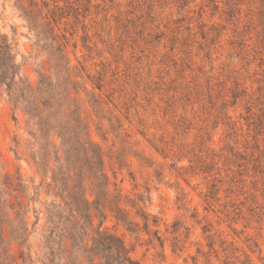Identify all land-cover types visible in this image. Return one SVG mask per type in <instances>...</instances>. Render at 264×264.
Segmentation results:
<instances>
[{
    "label": "rangeland",
    "instance_id": "374dc122",
    "mask_svg": "<svg viewBox=\"0 0 264 264\" xmlns=\"http://www.w3.org/2000/svg\"><path fill=\"white\" fill-rule=\"evenodd\" d=\"M3 37L0 264H264V0H0Z\"/></svg>",
    "mask_w": 264,
    "mask_h": 264
},
{
    "label": "trees",
    "instance_id": "16d2710c",
    "mask_svg": "<svg viewBox=\"0 0 264 264\" xmlns=\"http://www.w3.org/2000/svg\"><path fill=\"white\" fill-rule=\"evenodd\" d=\"M18 71V65L14 61V54L12 46L3 37L0 41V83L6 85V89L10 93L16 83L15 76ZM80 203L83 207H80ZM74 204L77 210L89 220V205L87 201L82 198L79 202L74 199ZM90 254H95L102 260L101 264H140L137 260L133 259L123 241L120 237L113 233L100 232L93 237L92 246L87 250ZM249 258H247L248 264ZM244 263V261H243ZM224 264H235L231 260H226Z\"/></svg>",
    "mask_w": 264,
    "mask_h": 264
}]
</instances>
